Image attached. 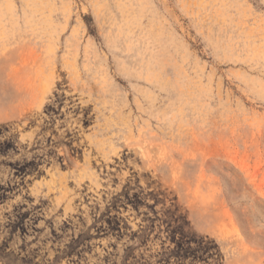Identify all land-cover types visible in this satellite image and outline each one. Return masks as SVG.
<instances>
[{"label": "rangeland", "instance_id": "1", "mask_svg": "<svg viewBox=\"0 0 264 264\" xmlns=\"http://www.w3.org/2000/svg\"><path fill=\"white\" fill-rule=\"evenodd\" d=\"M0 264H264V0H0Z\"/></svg>", "mask_w": 264, "mask_h": 264}]
</instances>
